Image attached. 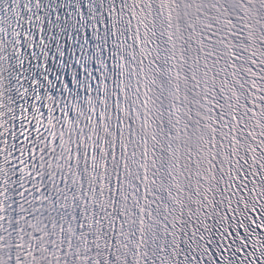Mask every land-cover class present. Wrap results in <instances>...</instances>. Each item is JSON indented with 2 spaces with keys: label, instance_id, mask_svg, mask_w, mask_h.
<instances>
[{
  "label": "snow or ice",
  "instance_id": "6c2138e0",
  "mask_svg": "<svg viewBox=\"0 0 264 264\" xmlns=\"http://www.w3.org/2000/svg\"><path fill=\"white\" fill-rule=\"evenodd\" d=\"M0 264H264V0H0Z\"/></svg>",
  "mask_w": 264,
  "mask_h": 264
}]
</instances>
